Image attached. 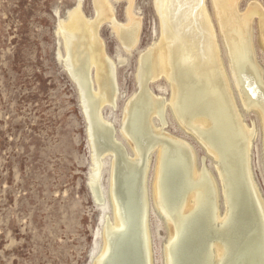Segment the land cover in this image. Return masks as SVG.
Here are the masks:
<instances>
[{
    "label": "rangeland",
    "instance_id": "1",
    "mask_svg": "<svg viewBox=\"0 0 264 264\" xmlns=\"http://www.w3.org/2000/svg\"><path fill=\"white\" fill-rule=\"evenodd\" d=\"M167 1L179 15L189 0ZM231 1L238 3L241 16L251 15V43L264 80V0ZM106 4L98 34L113 62L115 87L111 86L112 100L103 103L95 67L81 63L85 56L74 48L77 38L61 28L75 9L86 20L96 21V0H0V264H215L210 262L212 244L244 238L251 226L237 219L244 211L241 206L232 209L234 217L230 210L226 217L228 227L233 221L234 233L225 230L221 221L215 225L218 231L207 221V212L214 206L226 214V189L232 195L235 191L236 205L241 203L243 173L237 168L223 177L226 168L217 153L218 158L210 152L205 134L201 135L206 129L194 131L182 124V114H189L182 101L179 117L175 115L170 101L177 79L163 76L146 82L143 78L141 57L161 41L166 27L157 0H106ZM205 4L235 107L246 128L254 130L250 151L246 146L244 150L264 202L263 120L255 109L243 106L237 88L248 77L247 62L244 68H232L213 0ZM130 18L140 23L133 47L124 43L114 24L129 25ZM184 28L200 35L198 43L203 48L201 38L206 31L195 21ZM184 60L181 57L180 63ZM203 62L194 55V63L188 66ZM146 87L166 104L164 123L152 116V129L140 122V129L129 135L125 131L127 107L140 101ZM218 124V130L229 131L224 119L219 118ZM175 140L186 142L190 149ZM164 161L170 164L162 166ZM176 166L187 181H191V166L211 177L201 186L206 220L195 232L189 226L191 216L182 215L177 206V185L171 176ZM225 166L230 169L228 160ZM157 192L162 207L157 205ZM116 220L121 229L115 227ZM173 225L178 227V236L169 249ZM133 231L138 249L131 244ZM240 245L241 253L231 254L237 264H246L248 251L256 257L259 252L264 255V242L255 249L244 248V242ZM191 247L194 255L190 257Z\"/></svg>",
    "mask_w": 264,
    "mask_h": 264
},
{
    "label": "bare ground",
    "instance_id": "2",
    "mask_svg": "<svg viewBox=\"0 0 264 264\" xmlns=\"http://www.w3.org/2000/svg\"><path fill=\"white\" fill-rule=\"evenodd\" d=\"M157 2L158 8L162 11L161 14L164 17L163 20L166 23V27L163 29L161 41L152 47L147 53H142L143 55L140 62L144 70L143 78L146 82L163 76L169 80L177 79L178 83H174L173 85V97L170 101V106L175 112V115L179 117L178 108L182 101L184 106L188 109L186 110L187 113H189L187 116L182 114V124L188 126L190 130L194 131H198L202 128L206 129L201 135L205 134L204 137H207L210 141L205 140L207 142L206 145H210V152L215 155L217 153L222 168H226L223 170V174L221 173L222 176L224 175L226 177L230 173H235L233 170H236L237 168L241 169L244 186L241 203L236 205L233 197L235 196L234 194H236L235 191L232 195L226 189L224 193L225 204L227 207L226 214L223 216L219 212L218 207L215 206L212 211L209 210L207 212V215H209L207 221L215 230L216 222L221 221L222 227L226 226L224 228L225 230H233L232 233H234L235 229L232 226L233 221L229 227L226 222L227 214L230 210L231 217H234L232 209L235 207L237 208L241 206V209L244 210L237 214V219H240V223L242 224L243 222L250 223V229L249 231L247 230L248 234L244 238L238 240H218L211 246L213 249V253H211L213 256V259L210 261L211 263L237 264L235 263V255H238L243 250V245L241 246L240 243L244 242V248L255 249L258 244L260 245V243L264 242V202L258 192L257 186L254 184L249 168L248 157L244 150V147L246 146L247 150L250 151L254 130L246 128L242 116L235 107L234 93L231 90L230 80L226 79L224 75V64L221 50L219 48L220 46L216 39V31L213 23L208 15L205 0H189L186 3H183L185 4V8L181 10L179 15L175 14V9L172 10L171 7L168 6L169 1L157 0ZM96 3L98 11V18L96 21L90 22L86 20L80 10L75 9L70 13L69 21L67 23H62L61 28L62 30L70 31L72 37L77 38V40L74 38V48L81 51L85 56V59L81 60V63L83 64L84 62L89 66L95 67L100 95L102 96V102L105 103L109 98L112 100L113 97L111 86L113 85V87H115L114 67L113 62L107 57L104 51L103 43L98 34L100 20L105 17L108 6L106 0H96ZM213 3L216 8L220 29L231 53L233 62L232 68L234 70H237L239 67L244 68V63L247 62L248 67L246 68V71H248V77L246 81L242 80L239 83V85L241 84V89L237 86L238 92H240L239 95L241 97V102L247 110L255 109L261 115L264 125V89H261L260 87V85H262L264 88V80H262L261 69L256 62L254 50L252 48L251 15L248 17L241 16L238 12V3L232 2L231 0H213ZM181 20L186 22V24H179ZM191 21H195L203 31H206V34L201 38L203 48L198 43L200 35H197L194 32H187L188 29L184 28L189 25ZM114 24L120 30L119 36L125 41L124 43L128 47H133V45L138 42L140 28L139 22L130 18L129 25L123 26L115 21ZM261 37L264 41V25L262 24ZM199 51H201L203 56H200ZM244 54L245 56H243ZM194 55H196L198 59L204 60V62L201 66L190 68L188 65L194 63ZM183 56L185 60L184 63L181 64L180 58ZM73 75L78 80L75 73H73ZM108 88L111 89L110 92L107 91ZM139 99L140 101L137 102L136 105H132V107L128 105L126 110L125 119H127V123L125 131L129 135L131 130L136 132V127L140 129L142 126L140 122L144 125L146 123L147 128L152 129V127H154L153 123H151L152 116L162 119L164 123L163 119L166 104L163 103L162 99L156 98L147 87L142 91L141 98ZM187 102L190 107L187 105ZM219 118L224 119L229 125V131L227 130V133L224 129L218 130ZM218 132H221V134ZM175 141L177 144L190 149V146L186 142L180 140ZM224 141L228 142L226 143ZM153 148H157V146H153ZM160 159L158 169L161 171ZM227 160L230 162V169H227L225 166ZM168 164H170L169 161H164L162 166ZM178 168L179 166H176L171 173V176L175 179L177 185L175 187V194L178 197L177 206L182 215L191 216L189 226L192 227L191 230L195 232V228L199 227L200 224H203L206 220V215L203 213V206H201L204 201L201 186L207 178L211 179V177L207 172L198 174L197 169L191 166L189 172L191 181H187ZM229 179L230 178H228L227 181H229ZM91 181L93 182V185L96 183L97 176L95 173L92 175ZM215 197L217 200L218 195L216 188ZM157 205L162 207L158 192ZM194 205L198 208L192 210L191 208H193ZM178 219H180V217H178ZM135 221L137 223V219ZM172 221L178 224V220ZM235 222L236 220L234 223ZM253 226L254 228H252ZM115 227L121 229L122 224L116 220ZM173 227L174 229L171 232L168 244L169 249L178 236V227L174 225ZM135 229L136 227L134 223L133 230L135 231ZM134 231L131 235V239L133 240L131 241V244L135 249L137 246L138 249L140 244ZM136 232L138 234L139 231L136 230ZM219 233L224 234V232ZM259 247L256 249L258 252ZM188 253L190 257L194 255L192 247L189 249ZM246 254V264H264V255L262 256V253L260 254L259 252L257 257L254 251H248ZM230 255L231 259L228 260ZM109 260L111 261V258ZM205 261L208 262L206 259ZM98 262H101V258Z\"/></svg>",
    "mask_w": 264,
    "mask_h": 264
}]
</instances>
